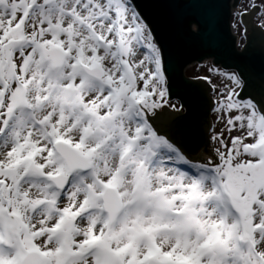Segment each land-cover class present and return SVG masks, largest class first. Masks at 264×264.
Returning a JSON list of instances; mask_svg holds the SVG:
<instances>
[{
    "label": "rangeland",
    "instance_id": "obj_1",
    "mask_svg": "<svg viewBox=\"0 0 264 264\" xmlns=\"http://www.w3.org/2000/svg\"><path fill=\"white\" fill-rule=\"evenodd\" d=\"M251 6L264 30V0L232 9L242 47L239 16ZM150 34L130 0H0V264H18L29 250L42 264H264V118L236 102L234 71L192 64L184 77L211 88L217 163L202 151L189 162L166 150L146 116L184 108L168 100ZM51 48L65 54L57 69L40 53ZM78 65L101 69V80ZM57 142L91 167L60 192L48 181L66 174ZM29 162L37 175L26 174ZM105 187L122 203L110 226Z\"/></svg>",
    "mask_w": 264,
    "mask_h": 264
},
{
    "label": "water",
    "instance_id": "obj_2",
    "mask_svg": "<svg viewBox=\"0 0 264 264\" xmlns=\"http://www.w3.org/2000/svg\"><path fill=\"white\" fill-rule=\"evenodd\" d=\"M136 11L147 25L155 45H157L162 71L166 78L168 100H177L185 112H171L163 107L154 116H146L154 129L156 137L176 148L181 156L191 162L194 155L202 151L213 158L209 166L217 163V158L210 150L208 132L210 130V112L213 104L209 93L211 88L201 80L184 77L185 69L194 64L210 61L223 71H235L242 81L237 101L249 99L264 118V30L256 27L252 15L258 6H251L248 13L240 14L244 25L245 44L236 51V38L230 29L232 9L239 0H130ZM240 18V16H239ZM194 29V30H193ZM41 54L49 60L53 69L59 68L65 54L58 48L40 49ZM123 53L126 56L128 47ZM79 70L88 79L100 81L102 71L80 65ZM129 81L132 76L129 73ZM55 154L63 161L66 174L50 177L49 183L56 191H63L71 174L75 171L86 173L90 162L77 151L64 143L54 146ZM27 173L37 175L38 168L28 163ZM116 191L104 188L100 200L107 215V225L121 212V201ZM65 234L72 228L71 221L66 220ZM38 252H24L19 264H42ZM146 264H168L149 260Z\"/></svg>",
    "mask_w": 264,
    "mask_h": 264
},
{
    "label": "bare ground",
    "instance_id": "obj_3",
    "mask_svg": "<svg viewBox=\"0 0 264 264\" xmlns=\"http://www.w3.org/2000/svg\"><path fill=\"white\" fill-rule=\"evenodd\" d=\"M252 23H253V22H252ZM254 25H255V23H254ZM241 26H242L243 29H244V25L241 24ZM255 26L258 27V28H260V27L257 26V25H255ZM230 29H231V26H230ZM243 29H242V30H243ZM260 29H261V28H260ZM193 30H194V29H193ZM230 31H231V33H232V30H230ZM232 35L236 37V35H234L233 33H232ZM243 36L245 37V32H244V30H243ZM235 41H236V49H237L236 51L241 50L243 47H242V46H239V43H238L239 41H238V39L236 38ZM211 65H212V64H211ZM212 66H213V65H212ZM213 67H215V66H213ZM216 68H220V67H216ZM220 69H221V68H220ZM221 70H222V69H221ZM86 257H87L86 260H87V261H90V258H91V257H90V256H86ZM86 260H85V261H86Z\"/></svg>",
    "mask_w": 264,
    "mask_h": 264
},
{
    "label": "trees",
    "instance_id": "obj_4",
    "mask_svg": "<svg viewBox=\"0 0 264 264\" xmlns=\"http://www.w3.org/2000/svg\"><path fill=\"white\" fill-rule=\"evenodd\" d=\"M19 41H21L22 43L24 42V41H22V40H19ZM17 42V41H16ZM13 43H15V42H13ZM165 149L166 150H170L171 151V147H169V146H167V147H165ZM165 149H164V151H165ZM172 151H173V149H172ZM166 152V151H165ZM200 170H202V171H205V172H203V174H209V171L208 172H206L207 170H204V169H201L200 168ZM228 212H229V210H228Z\"/></svg>",
    "mask_w": 264,
    "mask_h": 264
},
{
    "label": "flooded vegetation",
    "instance_id": "obj_5",
    "mask_svg": "<svg viewBox=\"0 0 264 264\" xmlns=\"http://www.w3.org/2000/svg\"><path fill=\"white\" fill-rule=\"evenodd\" d=\"M241 16L242 15H240V22H242V20H241ZM244 39H245V37H244ZM223 71V70H222ZM235 72V71H234ZM236 73V72H235ZM237 74V73H236ZM241 89V88H240ZM245 101H249V102H251L249 99H246ZM252 103V102H251ZM185 112V110L182 112V114ZM173 150H176L175 148H173Z\"/></svg>",
    "mask_w": 264,
    "mask_h": 264
}]
</instances>
